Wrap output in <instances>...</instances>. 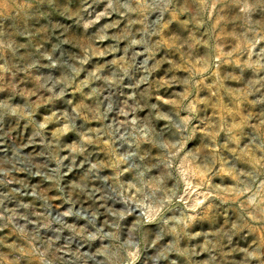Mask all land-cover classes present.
Wrapping results in <instances>:
<instances>
[{"label": "clouds", "instance_id": "1", "mask_svg": "<svg viewBox=\"0 0 264 264\" xmlns=\"http://www.w3.org/2000/svg\"><path fill=\"white\" fill-rule=\"evenodd\" d=\"M0 264H264V0H0Z\"/></svg>", "mask_w": 264, "mask_h": 264}]
</instances>
